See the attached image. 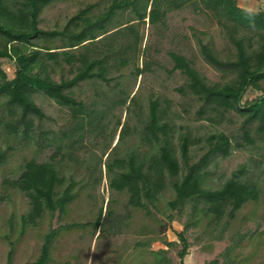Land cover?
Returning a JSON list of instances; mask_svg holds the SVG:
<instances>
[{
  "label": "trees",
  "instance_id": "16d2710c",
  "mask_svg": "<svg viewBox=\"0 0 264 264\" xmlns=\"http://www.w3.org/2000/svg\"><path fill=\"white\" fill-rule=\"evenodd\" d=\"M52 2L0 0V59L15 65L12 79L0 65V99L4 98L7 107V115L0 116V126L9 136H21L24 142L31 139L36 121L46 117L35 101L37 94H43L71 112L74 126L66 134L71 140L68 157L77 160L75 150L82 146L86 126L104 133L108 124L103 121L109 109L130 102L126 108L130 116L123 124L117 120L116 127H121L118 141L107 154L105 163L109 188L128 194L125 211L100 210L93 226L100 232L99 236L102 233L119 235L131 219L133 209L151 216V208L156 207L162 193L171 187L175 197L169 202L170 210L180 215L188 205L191 208L187 225L177 234L182 246L178 258L180 264H185L190 248L186 232L200 223V205L207 204L212 195L199 193L203 181L215 174L211 166L218 167L219 161L229 158L235 150L254 146L257 137L264 135V88L261 87L264 10L242 8L239 0H110L98 14L91 16L96 5H88L69 17L61 28L43 29L41 15ZM188 6L218 26L224 48L219 49L212 36L206 39L203 36L206 33H202V38L195 36L202 59L220 74L219 81H210L204 76L182 50L171 51L173 71L179 70L186 77L178 91L199 103L196 114L211 125H223L227 115L235 113L239 118L236 131H215L202 137L189 127L179 132L170 102L164 103L159 96L149 99L148 114L141 119L137 95L131 97L125 88L120 90L119 98L111 100L107 110H99L96 101L87 103L76 97L73 89L83 82L108 84L113 67L121 70L132 65L136 77L148 71L151 63L145 61L144 66L139 65L140 58L150 50V47L142 48L144 35L140 27L149 23L163 36L161 27L167 28V15ZM125 13L128 17L120 20L119 16ZM65 65L72 77L66 78L61 73L57 79V73ZM254 90L262 94L247 98ZM137 133L141 147L147 150L137 148L119 155L120 144ZM196 148L202 151L199 156ZM62 151L63 147L58 146L48 161H25L17 178L5 180L9 188L20 191L30 201V212L23 217L24 225H37L46 213L67 212L75 196V183L61 176L57 158L59 154L65 157ZM5 159V153L0 150V161ZM94 180L100 181L98 177ZM254 198L255 193L251 192L246 201ZM167 217L175 220L173 214ZM55 235L56 230H51L44 238L39 258L26 264H48ZM150 244L139 242L136 247ZM164 244L174 245L167 241ZM239 244L235 243L230 250ZM12 252L8 264H12ZM153 253L160 257L159 264H162L161 252Z\"/></svg>",
  "mask_w": 264,
  "mask_h": 264
},
{
  "label": "rangeland",
  "instance_id": "374dc122",
  "mask_svg": "<svg viewBox=\"0 0 264 264\" xmlns=\"http://www.w3.org/2000/svg\"><path fill=\"white\" fill-rule=\"evenodd\" d=\"M109 2L54 0L42 13L40 27L61 28L80 9L96 5L92 16ZM239 5L252 11L264 10V0H239ZM128 15H120L119 19L124 20ZM166 26V29L161 27L163 36L158 35L157 29L149 23L140 27L144 35L142 48L150 47V50L140 58L139 65L144 66L145 61L151 63L148 71L136 77L132 65L121 70L113 67L108 84L83 82L73 89L76 97L87 103L96 101L99 110H107L111 100L119 98L120 90L125 88L131 97L137 95L141 119L148 114L149 99L159 96L164 103L165 100L170 102L179 132L189 127L195 135L202 137L215 131H236L239 118L233 112L227 115L223 125H211L199 118L196 114L199 103L178 91L185 84L186 77L179 70L173 71L174 61L170 56L171 51L182 50L194 60L195 67L204 76L210 81H219L220 74L202 59L195 38H202V33H206L207 36L203 35L206 39L212 36L219 49L224 48L218 26L190 6L171 11ZM0 65L10 79L14 78L15 65L12 62L0 59ZM61 73L66 78L72 77L66 65L57 73V79ZM118 83H121L119 87ZM261 87L264 88V81ZM260 94L261 91L254 90L247 98L253 99ZM35 101L46 117L36 121L31 139L24 142L21 136H9L0 126V150L6 155V159L0 161V264H8L12 250V264L36 261L45 236L54 229L56 235L48 264H159L160 257L153 253L157 251L161 252L162 264H180L178 251L182 246L177 234L187 225L191 208L188 205L180 215L170 210L169 202L175 197L171 187L162 193L156 207L151 208V216L143 210L133 209L121 234L109 236L102 233L99 236L100 232L93 226L100 210L125 211L128 194H119L109 188L105 163L107 154L118 141L121 127H116L117 120L123 124L130 116L126 110L130 102L109 109L110 113L103 121L108 124L104 133L86 126L82 146L75 150L77 160H73L68 157L71 140L66 137L74 126L71 112L43 94H37ZM6 115L5 100L1 98L0 116ZM58 146H62V152L66 153L64 158L60 154L57 158L61 176H65L67 182L74 181L75 196L66 213H46L37 225H24L23 217L30 212V201L20 191L9 188L5 180L17 178L27 160L48 161ZM137 148L143 149L138 133L121 143L118 153L124 155ZM195 152L198 156L202 154L197 148ZM211 169L215 174L203 181L199 193L212 195L207 204L200 205V223L186 232L190 248L185 264H264V135L257 137L254 146L235 150L229 158L219 161L218 167L212 165ZM96 177L100 179L98 183H95ZM251 192L255 193V198L246 201ZM169 214L174 215V221L168 219ZM164 241L174 245L166 246ZM139 242L151 244L139 248L136 247ZM235 243L240 244L230 250Z\"/></svg>",
  "mask_w": 264,
  "mask_h": 264
}]
</instances>
